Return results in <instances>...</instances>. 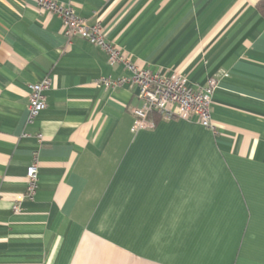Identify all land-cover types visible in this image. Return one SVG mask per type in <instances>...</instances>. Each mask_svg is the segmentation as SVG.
<instances>
[{
  "label": "crops",
  "instance_id": "obj_1",
  "mask_svg": "<svg viewBox=\"0 0 264 264\" xmlns=\"http://www.w3.org/2000/svg\"><path fill=\"white\" fill-rule=\"evenodd\" d=\"M98 20L137 67L217 82L213 135L141 107L129 73L35 0H0V264H264L260 0H56ZM51 78L27 124L29 86ZM38 135L41 136V142ZM38 161L32 201L26 170Z\"/></svg>",
  "mask_w": 264,
  "mask_h": 264
},
{
  "label": "built area",
  "instance_id": "obj_2",
  "mask_svg": "<svg viewBox=\"0 0 264 264\" xmlns=\"http://www.w3.org/2000/svg\"><path fill=\"white\" fill-rule=\"evenodd\" d=\"M35 4L39 10L54 15L61 21L66 45L74 38H81L100 48L107 55L110 66L121 65L129 73L127 78L118 81L102 79L99 85L110 89L128 84L136 89L141 107L132 111L131 133L152 130L160 121L183 120L200 125L213 135L217 134V127L211 118L212 97L217 89L216 80L210 78L205 86L192 89L187 79L177 73L167 75L137 67L107 40L105 29L98 20L90 22L89 19L77 15L71 6L60 4L56 0H35ZM28 88L27 124H32L46 109L45 94L51 88V78L47 75ZM38 138L41 142L40 135ZM37 187L38 161L34 155L26 170L25 192L12 203L13 213L21 211L20 205L23 201L34 199Z\"/></svg>",
  "mask_w": 264,
  "mask_h": 264
},
{
  "label": "trees",
  "instance_id": "obj_3",
  "mask_svg": "<svg viewBox=\"0 0 264 264\" xmlns=\"http://www.w3.org/2000/svg\"><path fill=\"white\" fill-rule=\"evenodd\" d=\"M257 11L260 13V15L264 18V0H260L258 4L256 5ZM156 121H159V119L156 118Z\"/></svg>",
  "mask_w": 264,
  "mask_h": 264
}]
</instances>
